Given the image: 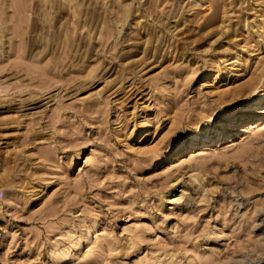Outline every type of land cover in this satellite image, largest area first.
Listing matches in <instances>:
<instances>
[{
	"label": "rangeland",
	"instance_id": "obj_1",
	"mask_svg": "<svg viewBox=\"0 0 264 264\" xmlns=\"http://www.w3.org/2000/svg\"><path fill=\"white\" fill-rule=\"evenodd\" d=\"M0 264H264V0H0Z\"/></svg>",
	"mask_w": 264,
	"mask_h": 264
}]
</instances>
